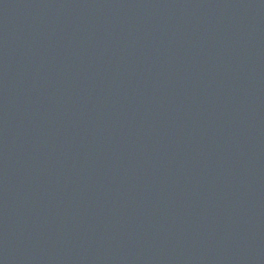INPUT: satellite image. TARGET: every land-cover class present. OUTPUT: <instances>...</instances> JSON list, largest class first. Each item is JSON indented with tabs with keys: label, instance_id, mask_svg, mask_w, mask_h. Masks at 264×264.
<instances>
[{
	"label": "water",
	"instance_id": "95a60500",
	"mask_svg": "<svg viewBox=\"0 0 264 264\" xmlns=\"http://www.w3.org/2000/svg\"><path fill=\"white\" fill-rule=\"evenodd\" d=\"M0 264H264V0H0Z\"/></svg>",
	"mask_w": 264,
	"mask_h": 264
}]
</instances>
